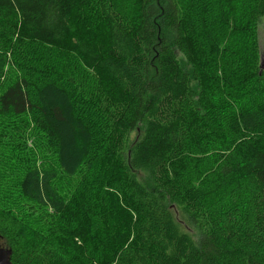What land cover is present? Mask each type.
Instances as JSON below:
<instances>
[{
	"label": "trees",
	"instance_id": "trees-1",
	"mask_svg": "<svg viewBox=\"0 0 264 264\" xmlns=\"http://www.w3.org/2000/svg\"><path fill=\"white\" fill-rule=\"evenodd\" d=\"M260 30L264 0H0L12 264H264ZM72 122L74 227H32L40 209L67 211L56 182Z\"/></svg>",
	"mask_w": 264,
	"mask_h": 264
},
{
	"label": "rangeland",
	"instance_id": "rangeland-1",
	"mask_svg": "<svg viewBox=\"0 0 264 264\" xmlns=\"http://www.w3.org/2000/svg\"><path fill=\"white\" fill-rule=\"evenodd\" d=\"M81 14H79V17ZM259 42H260V50H261V65L264 66V30L259 31ZM57 99H59V102L62 103V99L60 96H57ZM52 104V102H51ZM68 108L70 109V104H68ZM63 127L59 129L60 134V143L63 144V162L66 166V172L64 171L61 174V177L56 182L57 190L63 194L67 199L68 208L67 211L64 214L61 215H54L51 214L50 217V211L40 209V214H35L31 221L35 223H31L32 227L39 226L40 220H43L45 227L48 226L49 222H58L61 224H66L68 216L71 212H73L74 208L76 210H79V206H76V204L79 202L77 200L78 191H77V182L78 178L76 176L77 171L79 170L80 163L82 162L84 155H85V148L82 144V142L74 136L75 131V123H70L68 126L66 124L62 125ZM51 127V126H50ZM36 138L34 139L35 144L38 143L39 145L45 144V136L41 135L40 133L36 132ZM135 135L132 137L134 138ZM47 159H49V156H46ZM49 163L51 165H55L58 167L57 161L50 157ZM73 218V217H72ZM181 216L177 214V220L181 222ZM74 220V218H73ZM75 224H79L76 223ZM76 225V226H77ZM69 226V225H68ZM74 227L69 226V228Z\"/></svg>",
	"mask_w": 264,
	"mask_h": 264
},
{
	"label": "water",
	"instance_id": "water-1",
	"mask_svg": "<svg viewBox=\"0 0 264 264\" xmlns=\"http://www.w3.org/2000/svg\"><path fill=\"white\" fill-rule=\"evenodd\" d=\"M2 239L0 236V264H12L11 262V251L1 243Z\"/></svg>",
	"mask_w": 264,
	"mask_h": 264
}]
</instances>
